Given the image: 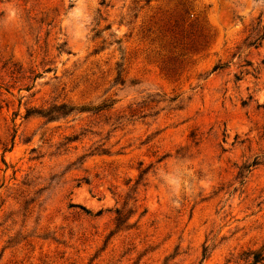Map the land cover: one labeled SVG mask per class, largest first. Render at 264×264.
<instances>
[{"label": "rangeland", "instance_id": "374dc122", "mask_svg": "<svg viewBox=\"0 0 264 264\" xmlns=\"http://www.w3.org/2000/svg\"><path fill=\"white\" fill-rule=\"evenodd\" d=\"M5 20L0 264H264V6L0 0Z\"/></svg>", "mask_w": 264, "mask_h": 264}, {"label": "clouds", "instance_id": "9594fccd", "mask_svg": "<svg viewBox=\"0 0 264 264\" xmlns=\"http://www.w3.org/2000/svg\"><path fill=\"white\" fill-rule=\"evenodd\" d=\"M254 6H264V0H253ZM18 11L12 12V17L16 18ZM11 21H0V26L5 29L9 26ZM159 179L166 185L169 190V198L173 207H180L181 197L191 193L190 183L185 177L177 175L174 171L160 170L158 172Z\"/></svg>", "mask_w": 264, "mask_h": 264}, {"label": "trees", "instance_id": "16d2710c", "mask_svg": "<svg viewBox=\"0 0 264 264\" xmlns=\"http://www.w3.org/2000/svg\"><path fill=\"white\" fill-rule=\"evenodd\" d=\"M64 107H65L64 105H60V106H58L57 109H56V112H58L59 114H64V113H66V112L62 111V109H63Z\"/></svg>", "mask_w": 264, "mask_h": 264}]
</instances>
